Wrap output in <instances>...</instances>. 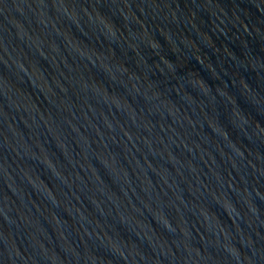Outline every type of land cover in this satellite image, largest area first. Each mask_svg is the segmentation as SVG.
Segmentation results:
<instances>
[{
    "label": "water",
    "instance_id": "obj_1",
    "mask_svg": "<svg viewBox=\"0 0 264 264\" xmlns=\"http://www.w3.org/2000/svg\"><path fill=\"white\" fill-rule=\"evenodd\" d=\"M0 264H264V0H0Z\"/></svg>",
    "mask_w": 264,
    "mask_h": 264
}]
</instances>
